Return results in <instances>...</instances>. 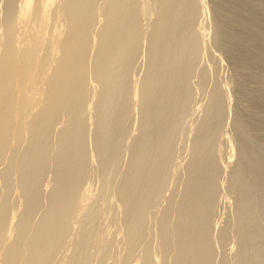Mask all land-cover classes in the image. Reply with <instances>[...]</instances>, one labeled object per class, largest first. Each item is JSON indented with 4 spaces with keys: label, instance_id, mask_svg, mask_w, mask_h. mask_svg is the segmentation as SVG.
Instances as JSON below:
<instances>
[{
    "label": "bare ground",
    "instance_id": "bare-ground-1",
    "mask_svg": "<svg viewBox=\"0 0 264 264\" xmlns=\"http://www.w3.org/2000/svg\"><path fill=\"white\" fill-rule=\"evenodd\" d=\"M46 1L51 3L44 19ZM211 2L223 3L218 8L223 23L237 12H247L252 23L245 69L264 73V39H260L264 28L257 26L264 11L248 5L237 10L236 0ZM0 4L4 37L0 47V264H56L65 245L67 251L72 249L68 243L74 224L79 236L76 252L57 264H264V138L256 133L261 145L243 138L250 133L252 139L256 128L264 129V116L259 115L264 111L260 102L264 87L258 84L260 89H255L259 80L251 89L244 87L247 74L236 80L238 85L233 83L239 86L240 99L247 98L250 108L258 109V113L251 110L258 117L245 109L243 113L253 116L246 118V125L241 120L237 128L239 121L234 119L239 114L232 115L234 121L229 116L237 129H231L233 123L226 129L233 134L218 138L235 99L224 89L230 77L223 76V87L222 76L218 80L213 74L221 71L214 52H219L215 48L221 43L219 37L213 40L215 50L207 53L209 66H200L205 51L200 47L198 0L147 4L140 0H0ZM40 26L45 32L38 51L31 53L32 33ZM235 35L232 28L231 37ZM91 43L96 47L92 63L86 62ZM235 52L228 51L225 59L232 63ZM141 58L145 59L141 76L134 80ZM30 70L41 83L34 81L36 86L43 89H37L34 102L39 103L23 122V87ZM212 75L215 79L209 83ZM89 77L96 82L95 90ZM201 90L207 103L199 108L203 110L199 120L192 121V99L197 91L198 96L204 95ZM134 107L138 124L127 143L124 137ZM188 126L193 137L187 154L178 160ZM250 126L254 131H247ZM119 143L128 155L116 187L100 199L101 204L83 208L80 213L86 222L78 224L72 214L79 192L100 185L102 174L121 161L123 155H115ZM231 156H236L234 166ZM165 189L170 193L166 195ZM161 197H166L164 204L156 206ZM103 205L121 215L113 218L101 249L99 245L96 250L91 241L103 219L104 213H99ZM223 211L225 226L220 220ZM230 237L231 253L227 248L226 254L220 249Z\"/></svg>",
    "mask_w": 264,
    "mask_h": 264
},
{
    "label": "rangeland",
    "instance_id": "rangeland-1",
    "mask_svg": "<svg viewBox=\"0 0 264 264\" xmlns=\"http://www.w3.org/2000/svg\"><path fill=\"white\" fill-rule=\"evenodd\" d=\"M141 1V3L142 4H147V3H149L151 0H140ZM227 1H229V0H224V2L226 3ZM48 1H46L45 2V11H44V13H43V17H44V19L47 17V12H46V9L49 7V5H50V3H51V1H49V5L48 4H46ZM102 2V1H101ZM198 3H199V7H200V13H201V17H200V23H199V30H200V33H201V39H200V47H201V50L204 52L205 51V53H203V58H202V60L200 61V66L202 67V66H204V67H206V66H209V59H208V57H207V53H208V51H210V49H212V50H215L214 49V45H216L215 44V41H213L214 40V37L215 36H217V37H219L220 39H221V43L218 45V48L215 46V48L219 51V52H217L216 50L214 51L215 52V55H216V60H219V61H217L218 62V65L220 66H218L219 67V69H221V71L219 70V74L217 73V71H215L213 74H217L216 76L215 75H212L210 78H209V83H212L213 82V80L215 79V78H218V80H219V78H221V76H222V79L224 78V77H230V79H229V81L226 83L225 82V78L222 80H219V81H221V82H219L220 84H222L223 85V83L225 82L226 84H224L223 85V87H225L224 89L226 90H224L225 92H226V94L230 97V96H233L232 98L233 99H235L236 100V98H238V100H236V103H234V101L235 100H233L232 102H233V104H235V105H231V107L232 106H234V107H232L231 108V111L228 113V116L226 115V118L227 119H225V120H227L226 121V125H225V129L224 128H222L221 129V131H223V133L221 132L220 133V131H219V133L218 134H221L220 136H218V138L220 137L221 139L222 138H224L225 139V136L226 137H230L231 135L229 134V133H231V134H233L232 132H233V130L235 131V129H237V128H239V126H241V125H239V123H241L242 121L241 120H243L244 121V123L247 121V119L246 118H248L249 116H253V115H249L248 116V112L249 111H247L246 113L247 114H245V113H243V112H245L244 110L246 109V110H248V108H249V110H250V112H249V114L251 113V112H253L254 110H255V112L257 111V113H258V109H251L250 108V105H251V103H249V105H248V102H249V100H248V102H247V98H243L242 99V97L243 96H241V99H240V94H239V86H236V84H234L235 85V87H234V89L235 90H233V83L234 82H236V80H238L240 77H244V74H247L248 75V77H249V79H248V82L246 81V79H247V77H245L246 79H245V81L247 82H243V86L244 87H247V88H249V89H251L252 88V85L253 86H255L254 84L256 83L254 80H261L262 78H264L263 76H264V73H263V71H262V73H263V75L262 76H260L259 75V77L261 78V79H259V77H258V73L260 74L261 73V71H260V69H258V70H256L257 72H255V70H253L254 71V73H253V71L252 70H248L249 72H247L246 71V65L248 64V62H247V59H246V54H247V52L250 50V45H249V43H247V41H246V38H247V36H248V31H249V25H250V23H252V21L251 20H249L247 17H246V14H247V12H243V11H240V12H237L235 15H234V18L231 20V21H229L228 23H223V19H222V13H220L219 12V10H218V8L220 7V6H223V3H220L219 5H213V3L211 2V0H198ZM243 5H248L249 7H251L254 11H258V10H260V11H264V0H236V2H235V7H236V9L238 10L241 6H243ZM29 7H30V3L26 6V8L27 9H29ZM2 9V5L0 4V10ZM24 23L25 24H27L28 23V17L27 16H25L24 17ZM210 26H212L211 27V29H210ZM257 26L259 27V28H261V29H263L264 28V18L257 24ZM41 27V26H40ZM38 28L37 30H39V31H37V30H35V31H37L35 34L34 33H32L33 34V36L31 37V41H30V46L33 48L32 49V51H31V53H36L37 51H38V49H39V47H40V44H39V42H40V39H41V37L43 36V34H44V30H45V27L43 28V26L41 27V28ZM214 27V28H213ZM212 28L214 29V30H212ZM232 28H234V31H235V33H236V35L235 36H233V37H231V33H232ZM213 31V34H212V31ZM44 31V32H43ZM260 39L261 40H263L264 39V35H261L260 36ZM39 41V42H38ZM3 42H4V37H3V34H2V30L0 29V47H1V45L3 44ZM41 43V42H40ZM214 43V44H213ZM95 49H96V47H95V45L93 44V43H91V44H89V46H88V48H87V53H86V62H90V63H92V57H93V55H94V53H95ZM233 49H236V59L232 62V63H230L231 61H228L227 59H228V57L226 56V53L228 52V51H231V50H233ZM220 54V55H219ZM56 57H57V54H54ZM144 55V54H143ZM227 57V59H225ZM55 58V57H54ZM144 58V57H143ZM143 58H141L139 61H138V63L136 64V67H137V74H135V76H134V80H137V78L139 77L140 78V76H141V69H142V64L144 63V61H145V59L143 60ZM221 61V62H220ZM227 61V62H226ZM50 62H52L51 64L50 63H48V68H50V66L52 65L53 66V60L52 61H50ZM221 63V64H220ZM228 64V65H227ZM51 66V67H52ZM199 66V67H200ZM225 69V70H224ZM218 70V69H217ZM251 71H252V73H251ZM223 75H222V74ZM227 73V74H226ZM221 74V75H220ZM33 75H34V72H33V70H30L29 72H28V75H27V80H26V82H25V84H24V87H23V93H24V96H25V98H26V112H25V114H24V116H23V122H26L27 120H28V115H29V111L30 110H32V108H34L35 109V106L39 103V102H34V101H36L38 98H36L37 97V93H39L42 89H43V85H42V87H39V85L41 84H39L36 80H34L33 79ZM137 75V76H136ZM225 75V76H224ZM228 75V76H227ZM231 75H232V77H231ZM241 75H243V76H241ZM214 76H215V78H214ZM224 76V77H223ZM213 77V78H212ZM136 78V79H135ZM226 78V79H227ZM233 79V80H232ZM228 80V79H227ZM251 80V81H250ZM263 81H264V79H262ZM262 80L260 81V82H262ZM34 81H36L35 83L36 84H39V85H37L36 86V84L34 83ZM212 81V82H211ZM216 81H217V79H216ZM231 81H232V84H231ZM244 81V80H243ZM250 81V82H249ZM259 81L256 83L257 85L258 84H260V87L261 86H263L264 87V83L262 82V83H259ZM217 82V83H218ZM223 82V83H222ZM237 83V82H236ZM249 83V86L248 85H246V84H248ZM252 84V85H251ZM262 84V85H261ZM89 85L95 90V86H96V82L95 81H93L92 80V78L91 77H89ZM230 85V86H229ZM237 85H238V83H237ZM251 85V86H250ZM232 86V87H231ZM228 87V89H226ZM251 87V88H250ZM258 87H259V85L258 86H256V88L255 87H253V89L255 88V89H258ZM260 87H259V89H260ZM41 88V89H40ZM230 88V89H229ZM39 90V92H37L38 90ZM238 89V90H237ZM261 89H263L262 87H261ZM200 90V89H199ZM204 90V89H203ZM203 90H201V92L203 91ZM231 91V92H229V91ZM198 93L200 92V91H197ZM198 93H195L194 95H196L197 97L195 98V100L194 99H192V102H193V104H192V102H191V108H192V113H190V118H191V120L192 121H196V119L197 120H199L198 118H200V116L202 115V113H203V110H200L199 108H202L203 109V107H202V105L204 106V105H206L205 103H207L206 101H207V99H206V96H205V91L204 92H202L201 94H204V95H197ZM234 93V94H233ZM200 94V93H199ZM96 95V91H94V93H93V97ZM36 100H35V99ZM240 99V100H239ZM38 101V100H37ZM245 101V102H244ZM247 102V103H246ZM260 102H264V98L262 99V100H260ZM238 103H239V105H238ZM237 104V105H236ZM248 105V106H247ZM92 106H93V100L91 99V100H89V102H88V110L89 111H91L92 110ZM195 106H198V107H195ZM237 106V107H236ZM246 106V108H244ZM37 107V106H36ZM252 107V106H251ZM255 106L253 105V107L252 108H254ZM201 112H200V111ZM251 110H253V111H251ZM194 111V112H193ZM198 112H199V114H198ZM234 112V113H233ZM262 112H263V114H262ZM261 112V114H259V115H263L264 116V111H262ZM134 113H135V115L136 116H134ZM137 112H136V107H134L133 109H132V115H133V120H131L129 123H128V125H127V131H126V134H125V137H124V141H127V143H129L131 140H132V138L134 137V134H135V132H136V129H137V124H138V119H135V117H137V114H136ZM200 113H201V115H200ZM231 113V115H229ZM257 113H251V114H255V116H257L258 117V115H257ZM234 114H236V116L239 114V116H235ZM242 114V115H241ZM244 114V115H243ZM200 115V116H199ZM232 115H234V118L236 117V118H240V116H242L243 117V119H240V120H236V119H234L233 118V116ZM245 115H247V117L245 116ZM199 116V117H198ZM229 116H230V119L232 120V118L235 120V122L236 121H239L238 123H237V125H236V123L235 122H233V123H235V124H233L232 123V121H234V120H232V121H229ZM262 116V117H263ZM241 117V118H242ZM261 117V118H262ZM138 118V117H137ZM260 118V119H261ZM261 120H264V117L261 119ZM243 123V124H244ZM233 124V125H232ZM243 124H242V126H243ZM229 125H230V127H229ZM231 125H232V128H231ZM234 125H235V127L237 126V128H235L234 127ZM244 125H246V123L244 124ZM248 125V124H247ZM227 126H228V128H231V129H233V130H231L232 132H230L229 130L228 131H226V129H228L227 128ZM249 126V125H248ZM244 127H246V126H244ZM235 128V129H234ZM251 128V129H250ZM255 129L254 127H252V126H250V127H248V128H246L247 129V131L249 132V131H251V130H253V129ZM262 130H264L263 128H261ZM261 129H255V130H257V131H254V133L256 134H258L262 139L264 138V132L261 130ZM226 131V132H225ZM247 131H245L246 133H248ZM262 132L261 134H259L258 132ZM227 132H229V133H227ZM252 132V131H251ZM245 133V134H246ZM223 134H225V135H223ZM244 134V135H245ZM250 133H248V134H246L243 138H245L246 140H249V141H252V144H254V145H261L262 143H263V141H264V139H263V141H259V139H260V137L256 134V136L254 135V134H252L251 136H252V139H251V137H250V135H249ZM247 135H248V139L246 138L247 137ZM255 138H254V137ZM192 137H193V131H192V129H191V127L190 126H188L185 130H184V135H183V139H184V144H183V146H181L180 148H182L179 152H177L178 154H176V156L177 155H179V157H178V160H181L186 154H187V152H188V150H189V145H190V141H191V139H192ZM259 137V138H258ZM242 138V139H243ZM256 138H258L257 140H256ZM221 139H219L220 141H222ZM245 139H243V140H245ZM261 139V140H262ZM253 140H255L254 142L255 143H253ZM233 142H235V141H233ZM238 142L236 141V143L235 144H237ZM234 144V145H235ZM222 145V144H221ZM125 150V151H124ZM123 152H124V154H126V156H124V154H123ZM115 155H116V157L118 156V155H123V158L121 159V161H119V162H115L111 167H110V170L108 171V170H106L105 171V173H103L102 174V177L100 178V185H99V183H94L93 184V186L92 187H90V188H88L87 186V189H85V190H83V187H82V190L79 192V194H78V199H77V201H76V205H75V207L74 208H77V209H75L76 211H74L73 213L74 214H72L73 216H72V218H73V220H75L78 224H84L85 222H86V219H84V215H82L81 213L83 212V208H88V207H90V205L91 206H94L95 204H97V202H99V204H101V198L103 199L104 197V195L106 194V193H108V192H112V190L116 187V185H117V183H118V180H119V177H118V173L125 167L124 166V163L126 162V158H124V157H127V155H128V153H127V151H126V149H124V147H123V145L121 144V143H119L118 145H117V148H116V150H115ZM182 156V157H181ZM180 157H181V159H180ZM232 158V159H231ZM233 158H234V156L232 157H230L229 158V160H230V165L231 166H234V160H233ZM235 158H236V156H235ZM234 158V159H235ZM124 160V161H123ZM236 160V159H235ZM232 163H233V165H232ZM230 166V167H231ZM233 168V167H232ZM231 168H229V170H230ZM175 170L173 169V170H171V172H173V173H171L170 172V177L171 178H174V176L173 175H175L174 173H176V171L174 172ZM173 176V177H172ZM228 177V176H227ZM227 179V178H226ZM172 183V180L170 179V184ZM84 187H85V185H83ZM166 191H169V192H166V191H164L165 193H166V195L167 194H169L170 193V190L169 189H165ZM225 191V190H224ZM106 196V195H105ZM166 197H161L158 201H157V204H156V206H161V205H163L164 204V202H165V199ZM100 200V201H99ZM75 204V203H74ZM222 205L223 204H221L220 206L222 207ZM102 206V205H101ZM73 208V209H74ZM103 208V209H102ZM101 209H102V211L100 210L99 211V213L100 214H102V213H104V214H102L103 216H102V220H100L99 221V223H97L98 225V227H97V231L95 232V235L93 236V238L95 237V239H93L91 242H92V244H91V248L92 249H96V250H98L99 248L101 249V246H102V244H103V241H104V239H105V236L107 237V235L105 234V231H106V229L111 225V223H112V221H113V218H116V216L117 217H120V215H121V212L119 211V210H117V211H119V212H117V211H114V212H111V211H107L106 210V208H104V205H103V207H102ZM156 209V211H158L157 209L158 208H153L152 209V211H154ZM222 210H223V208L222 209H220V211L222 212ZM155 211V212H156ZM81 212V213H80ZM117 212V213H116ZM229 212V211H228ZM114 213V214H113ZM224 213H225V215H224ZM117 214V215H116ZM222 217L223 216H227V214H226V212L225 211H223V214L221 215ZM220 218V220L222 221V222H224V224L223 223H221L220 222V220H219V224L221 223V224H223L224 226H225V222L226 221H224V220H226L225 218L226 217H223V218ZM223 219V220H222ZM220 224V225H221ZM219 225V226H220ZM152 226V224L150 223V225H148V227L150 228ZM222 226V225H221ZM76 228V225L74 224L73 226H72V228ZM223 227V226H222ZM74 228V230H76ZM72 231H71V241H70V243H68L69 244V246L70 247H72V249L71 248H69V250L67 251L66 249V245H65V247L62 249V250H64V252L62 253V251H61V253L58 255V258L56 259L57 261H59V260H61V258H68L69 256H71V255H73L75 252H76V250H75V248L77 247V239H78V237L79 236H77V232H74V230L73 229H71ZM73 232V233H72ZM103 239V240H102ZM230 239V240H229ZM226 242H225V244H223V245H225V246H223L220 250L223 252H226V251H228L226 254H229V250H230V253H231V248H232V239H231V237L229 238ZM102 240V241H101ZM98 241V242H97ZM99 241H101V243L99 242ZM230 242V243H229ZM99 243V244H98ZM94 247H93V246ZM99 245H100V247H99ZM227 245H230V247L228 246L227 247ZM69 246H67V247H69ZM95 246H96V248H95ZM97 247H99L98 249H97ZM225 247V248H224ZM229 250H228V249ZM223 249V250H222ZM226 249V250H225ZM233 254V253H232ZM228 256H230V257H232L231 255H228ZM229 257V258H230ZM57 261H56V264H57Z\"/></svg>",
    "mask_w": 264,
    "mask_h": 264
}]
</instances>
